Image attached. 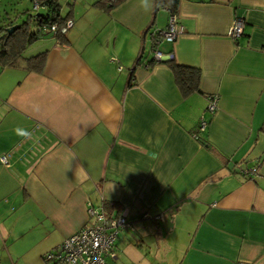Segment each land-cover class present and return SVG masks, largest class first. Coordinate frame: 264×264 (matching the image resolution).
I'll return each instance as SVG.
<instances>
[{"label":"crops","instance_id":"obj_1","mask_svg":"<svg viewBox=\"0 0 264 264\" xmlns=\"http://www.w3.org/2000/svg\"><path fill=\"white\" fill-rule=\"evenodd\" d=\"M71 10L42 72H0V264L30 251L43 263L104 201L130 222L110 264H264V0H180L185 31L158 44L171 11L155 0ZM170 52L201 69V91L183 93Z\"/></svg>","mask_w":264,"mask_h":264},{"label":"built area","instance_id":"obj_2","mask_svg":"<svg viewBox=\"0 0 264 264\" xmlns=\"http://www.w3.org/2000/svg\"><path fill=\"white\" fill-rule=\"evenodd\" d=\"M75 2L76 0H71ZM35 7H38L36 3ZM74 25L72 18L67 19L63 24L58 22L44 27V30L56 35H65ZM245 29V19L237 17L229 29V35L238 39L243 35ZM185 29L179 24L175 14L171 13L169 25L165 30L159 31L156 43L162 41L173 42L178 36L184 33ZM157 59L162 60L164 53L160 49L154 50ZM172 54L169 55L171 57ZM219 104V95L209 97L208 110L210 113L216 112ZM208 118L202 117L199 123V130L204 131L208 125ZM2 162L8 163V156L1 157ZM88 212L94 217L92 224L84 227L79 232L68 236L63 243L53 252L47 254L48 260L63 262L64 264H110V259L117 258L116 240L120 231L130 225L124 215L109 216L104 207H96L93 203H88ZM163 213L154 217L159 222L164 220Z\"/></svg>","mask_w":264,"mask_h":264},{"label":"trees","instance_id":"obj_3","mask_svg":"<svg viewBox=\"0 0 264 264\" xmlns=\"http://www.w3.org/2000/svg\"><path fill=\"white\" fill-rule=\"evenodd\" d=\"M69 1L70 2L68 3L70 4L72 9L74 2L71 0ZM104 1L105 0H102V2ZM107 1L111 2V4H114L121 0ZM33 2L34 8L36 10L40 11V9L44 8L47 12H38L34 16H30L29 19L24 21L23 23H17L15 20H10L5 25L0 26L1 68L23 67L29 71L42 72L45 67L48 51H41L39 53L27 56L25 55L27 46H29V44L33 41H36L45 36L46 34L55 36L51 32H47L46 30H44L45 26L55 22L63 24L67 19L71 18L72 10L70 9L69 12L64 14L62 12V4L60 3V0H33ZM179 2L180 0H155V5L156 8L168 7L171 13L177 15ZM36 3H38L37 8L35 7ZM13 25L19 26L12 33H9V28H11ZM32 25L35 28H32ZM169 54H172V52H170ZM166 63H168V65L172 69L175 75L176 82L184 94L191 93L195 90L201 91L199 84L201 69L199 67L179 63L175 60L173 54L166 60ZM213 149L215 150L216 154L220 158H222V160H224V162L227 161L226 157L223 154L218 152L215 148ZM103 205L105 209H108L109 211L120 208L119 203L115 201H104ZM58 248L59 247H57L56 249ZM56 249H53L48 253L53 252ZM47 254L44 255V259L46 261H50L47 258ZM57 262L58 261H54L53 263L56 264Z\"/></svg>","mask_w":264,"mask_h":264},{"label":"rangeland","instance_id":"obj_4","mask_svg":"<svg viewBox=\"0 0 264 264\" xmlns=\"http://www.w3.org/2000/svg\"><path fill=\"white\" fill-rule=\"evenodd\" d=\"M70 2L69 0H60V3L62 4V12L66 14L70 9L71 6L68 3ZM76 2V1H75ZM38 12L46 13V9L42 8L40 11L36 10L34 8V2L33 0H0V26L5 25L8 23L10 20H15L17 23H23L24 21L28 20L30 16H34ZM162 19V23L166 24L169 23V16L168 14L164 13L160 17ZM34 26L32 25V28ZM35 28V27H34ZM48 34H46L44 38H40L36 41H33L32 43L27 46L25 55L29 56L32 54L39 53L44 49V41L45 38H50L47 37ZM51 39V38H50ZM151 53V45H147V51L146 55L149 56ZM3 68L0 66V72L2 71ZM3 247V245H1ZM25 249L24 246H17L13 252H20ZM5 252L3 249L0 247V258H2L3 254ZM5 255V254H4ZM43 263H41L39 260H36V257L32 254V252H29V255L23 256L21 259L16 261V264H53V260L51 261H46L43 259ZM7 262V259L5 260ZM57 264H64L63 262H57Z\"/></svg>","mask_w":264,"mask_h":264},{"label":"clouds","instance_id":"obj_5","mask_svg":"<svg viewBox=\"0 0 264 264\" xmlns=\"http://www.w3.org/2000/svg\"><path fill=\"white\" fill-rule=\"evenodd\" d=\"M153 6V0H140V7L144 10V11H150L151 8ZM28 134V133H26Z\"/></svg>","mask_w":264,"mask_h":264},{"label":"water","instance_id":"obj_6","mask_svg":"<svg viewBox=\"0 0 264 264\" xmlns=\"http://www.w3.org/2000/svg\"><path fill=\"white\" fill-rule=\"evenodd\" d=\"M19 25H13L11 28H9V33H12Z\"/></svg>","mask_w":264,"mask_h":264}]
</instances>
